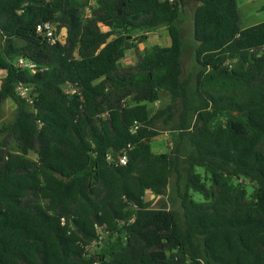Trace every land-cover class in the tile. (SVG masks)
<instances>
[{"label": "trees", "instance_id": "16d2710c", "mask_svg": "<svg viewBox=\"0 0 264 264\" xmlns=\"http://www.w3.org/2000/svg\"><path fill=\"white\" fill-rule=\"evenodd\" d=\"M180 8L0 0V264H264V21L197 0L184 73Z\"/></svg>", "mask_w": 264, "mask_h": 264}, {"label": "rangeland", "instance_id": "374dc122", "mask_svg": "<svg viewBox=\"0 0 264 264\" xmlns=\"http://www.w3.org/2000/svg\"><path fill=\"white\" fill-rule=\"evenodd\" d=\"M180 16L177 20V25L180 29V34L183 41V52L181 57L182 67L184 73L193 69L194 55L193 49L195 45L192 36V12L197 4V0H181ZM238 8L242 17V26H250L258 22L264 21V0H237ZM110 28V26H108ZM64 35V31L61 32ZM168 46L170 44V37L164 27H160L152 33L147 34V39L139 44L141 49L149 48L152 45ZM125 62L134 61V52L128 50L126 52ZM122 61V62H124ZM168 101V96L162 93L160 101L154 104H148L151 110L163 106ZM14 113V103L11 99H7L0 114V125L10 119ZM152 151L154 153L166 152L172 147V137L168 131H162L158 136L150 142ZM202 172V169H199ZM148 199L152 200L151 206H157V199L150 192L146 194ZM195 199H200L198 194H194Z\"/></svg>", "mask_w": 264, "mask_h": 264}, {"label": "built area", "instance_id": "2783aa9c", "mask_svg": "<svg viewBox=\"0 0 264 264\" xmlns=\"http://www.w3.org/2000/svg\"><path fill=\"white\" fill-rule=\"evenodd\" d=\"M88 11V10H87ZM54 24L51 22H44L42 25H39L36 30L37 32L44 33L45 37L51 42L55 43L56 41H63L64 36L62 35V31L60 33H55ZM19 65H25L34 71L35 64L32 62H25L22 58L18 60ZM110 159V157H108ZM126 156L121 155L118 159V163H125Z\"/></svg>", "mask_w": 264, "mask_h": 264}, {"label": "crops", "instance_id": "0c3cea01", "mask_svg": "<svg viewBox=\"0 0 264 264\" xmlns=\"http://www.w3.org/2000/svg\"><path fill=\"white\" fill-rule=\"evenodd\" d=\"M101 28H102V30H108L109 29L108 25H103V24H101ZM149 33H152V32H149ZM131 51L134 52L133 50H131ZM125 57H126V55H125ZM125 57L123 58V61H124ZM134 62H135V54H134V61L130 60L129 63H127V62L124 61L125 64H132ZM3 74H4V71L3 70H0V77L3 76Z\"/></svg>", "mask_w": 264, "mask_h": 264}, {"label": "flooded vegetation", "instance_id": "af4514ba", "mask_svg": "<svg viewBox=\"0 0 264 264\" xmlns=\"http://www.w3.org/2000/svg\"><path fill=\"white\" fill-rule=\"evenodd\" d=\"M181 2V0H179Z\"/></svg>", "mask_w": 264, "mask_h": 264}]
</instances>
